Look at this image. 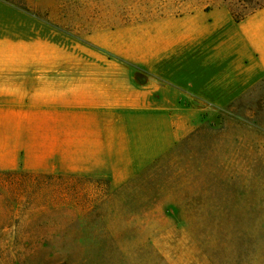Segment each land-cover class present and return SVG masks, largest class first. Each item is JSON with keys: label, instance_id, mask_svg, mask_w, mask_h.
I'll return each instance as SVG.
<instances>
[{"label": "rangeland", "instance_id": "1", "mask_svg": "<svg viewBox=\"0 0 264 264\" xmlns=\"http://www.w3.org/2000/svg\"><path fill=\"white\" fill-rule=\"evenodd\" d=\"M263 2L0 0V19L2 32L33 30L68 48L135 55L146 47L142 37L172 32L178 21H210L221 8L241 15ZM219 18L231 27L226 13ZM218 64L194 59L190 71L229 77L226 62ZM226 92L167 154L125 181L0 174V264H88L54 237L64 225L48 211L69 199L78 213L93 209L86 232L113 238L101 254L86 250L94 264H264V75L243 76Z\"/></svg>", "mask_w": 264, "mask_h": 264}, {"label": "crops", "instance_id": "2", "mask_svg": "<svg viewBox=\"0 0 264 264\" xmlns=\"http://www.w3.org/2000/svg\"><path fill=\"white\" fill-rule=\"evenodd\" d=\"M209 16L115 56L33 30L2 32L0 19V172L115 184L167 154L200 124L201 109L222 105L228 84L264 75V7L238 22L226 8ZM202 43L204 53L191 55ZM194 59L226 62L229 77L193 74Z\"/></svg>", "mask_w": 264, "mask_h": 264}, {"label": "trees", "instance_id": "3", "mask_svg": "<svg viewBox=\"0 0 264 264\" xmlns=\"http://www.w3.org/2000/svg\"><path fill=\"white\" fill-rule=\"evenodd\" d=\"M9 2V0H5ZM264 7V2L257 4L254 6L249 12H245L241 15L235 14V12L232 10L231 15L232 19L235 22H238L242 19H244L246 16L249 14L257 11L258 9H261ZM0 174H4L7 176L14 175L15 172L12 171H7V172H2ZM51 176V175H47ZM43 188V189H48ZM46 195L51 199L53 202H58L59 197L55 199V196H53V192L46 191ZM59 196V195H57ZM56 196V197H57ZM53 198V199H52ZM67 196L64 195L63 200H66ZM74 202V201H73ZM71 199L67 201V204H60V205H54L52 203L51 210L48 211V213H57L60 212V222L62 225H64L63 229L56 232L54 234V237H58V244L61 245L65 250H71L74 249L77 259L76 262H87L88 264H94L95 259L92 258L90 255H86V250L90 251V249H96L98 252H104V249L108 246L111 245L113 238L110 234L102 232L101 234L99 233H94L91 231L86 232L85 227L88 225H91L93 223V219H96L95 217H92V210L86 211L84 213H78L76 212V207L73 206L76 204V202L73 203ZM55 224V222H54ZM58 233V234H57ZM49 242L43 241L41 245H49Z\"/></svg>", "mask_w": 264, "mask_h": 264}]
</instances>
